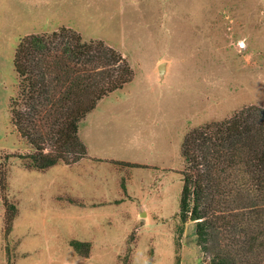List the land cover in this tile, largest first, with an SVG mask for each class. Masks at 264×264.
I'll return each mask as SVG.
<instances>
[{
	"label": "rangeland",
	"instance_id": "obj_1",
	"mask_svg": "<svg viewBox=\"0 0 264 264\" xmlns=\"http://www.w3.org/2000/svg\"><path fill=\"white\" fill-rule=\"evenodd\" d=\"M62 25L119 50L133 77L81 120L85 158L36 169L16 155L30 148L11 122L13 56ZM249 104L264 106V0H0V264H206L193 222L178 235L181 143Z\"/></svg>",
	"mask_w": 264,
	"mask_h": 264
},
{
	"label": "trees",
	"instance_id": "obj_2",
	"mask_svg": "<svg viewBox=\"0 0 264 264\" xmlns=\"http://www.w3.org/2000/svg\"><path fill=\"white\" fill-rule=\"evenodd\" d=\"M13 67L11 122L30 148L16 155L36 169L85 158L81 120L133 77L119 50L67 25L21 36ZM180 154L178 235L193 222L206 264H264V106L244 105L190 128ZM4 205L8 232L17 209L7 200ZM70 244L89 252V242Z\"/></svg>",
	"mask_w": 264,
	"mask_h": 264
},
{
	"label": "water",
	"instance_id": "obj_3",
	"mask_svg": "<svg viewBox=\"0 0 264 264\" xmlns=\"http://www.w3.org/2000/svg\"><path fill=\"white\" fill-rule=\"evenodd\" d=\"M158 69H159L160 73H162L165 69V63L164 62L159 63Z\"/></svg>",
	"mask_w": 264,
	"mask_h": 264
}]
</instances>
